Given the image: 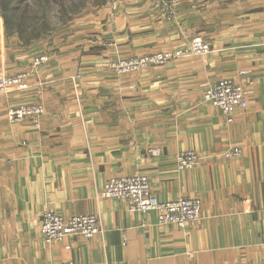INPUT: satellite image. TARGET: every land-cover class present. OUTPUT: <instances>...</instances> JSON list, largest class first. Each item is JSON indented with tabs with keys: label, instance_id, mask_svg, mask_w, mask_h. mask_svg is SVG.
<instances>
[{
	"label": "crops",
	"instance_id": "crops-1",
	"mask_svg": "<svg viewBox=\"0 0 264 264\" xmlns=\"http://www.w3.org/2000/svg\"><path fill=\"white\" fill-rule=\"evenodd\" d=\"M221 2L238 15L203 36L212 47L204 55L116 73L67 40L46 52L26 92L0 94V264H64L62 242L39 232L46 209L99 218L102 232L65 239L71 264H264V0ZM224 77L246 88V108L230 119L202 101ZM35 102L45 110L38 125L8 118L9 108ZM231 146L241 154L224 158ZM187 148L202 159L178 170L175 156ZM135 172L161 201L199 197L198 221L159 224L154 211L101 194L110 176Z\"/></svg>",
	"mask_w": 264,
	"mask_h": 264
},
{
	"label": "rangeland",
	"instance_id": "rangeland-1",
	"mask_svg": "<svg viewBox=\"0 0 264 264\" xmlns=\"http://www.w3.org/2000/svg\"><path fill=\"white\" fill-rule=\"evenodd\" d=\"M190 3L195 9L184 11L183 6L188 8ZM221 4V0H0V74L7 78L19 74L26 83L25 87L0 85V94L26 92L28 77L38 66L33 64L35 56L29 61L33 54L54 53L67 40L82 41L79 51L84 55L102 54L104 59L98 64L116 73L128 72L118 70L114 63L131 54L174 52L167 62L204 55L212 47L203 36L215 35L222 20H236L238 15L233 9L224 11ZM195 37L208 43L206 52L191 50Z\"/></svg>",
	"mask_w": 264,
	"mask_h": 264
},
{
	"label": "built area",
	"instance_id": "built-area-1",
	"mask_svg": "<svg viewBox=\"0 0 264 264\" xmlns=\"http://www.w3.org/2000/svg\"><path fill=\"white\" fill-rule=\"evenodd\" d=\"M191 50L204 53L209 49L208 43L199 37L191 42ZM264 44V33L261 39ZM174 55V52H156L150 55L132 56L119 59L114 64L118 70L129 71L139 69L148 63H163ZM48 59L47 55L33 58V64L39 65ZM0 74L2 88L8 83H18L25 87L22 76L17 74L7 78ZM245 82L251 83V77L245 76ZM202 101L217 107L227 119L232 117L236 110H243L247 106L246 88L243 83L233 77L220 78L211 83L204 90ZM44 113V106L40 103L20 104L7 112L10 120H20L25 116H32L34 124H39V118ZM241 154L239 146H231L222 151L224 158L238 157ZM202 156L193 148L181 150L175 156L174 164L178 170H188L194 167ZM101 194L122 200L127 209L135 212L154 211L159 224H175L180 228L195 224L201 216V200L199 197L178 196L165 201L159 200L150 188L147 175L135 172L128 175L110 176L101 188ZM39 232L46 243L62 242V260L64 264L72 263V244L65 241L68 236L79 234L90 238L102 232L103 227L94 213H74L63 215L54 210L46 209L42 212L39 221Z\"/></svg>",
	"mask_w": 264,
	"mask_h": 264
}]
</instances>
